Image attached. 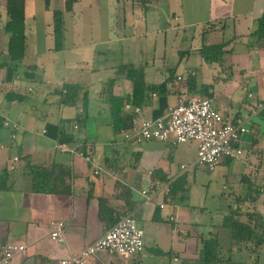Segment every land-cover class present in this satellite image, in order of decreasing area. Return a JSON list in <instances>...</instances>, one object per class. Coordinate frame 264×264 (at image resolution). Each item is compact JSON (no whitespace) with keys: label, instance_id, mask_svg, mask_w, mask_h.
<instances>
[{"label":"crops","instance_id":"1","mask_svg":"<svg viewBox=\"0 0 264 264\" xmlns=\"http://www.w3.org/2000/svg\"><path fill=\"white\" fill-rule=\"evenodd\" d=\"M168 2V10L164 15L165 25L162 24L160 11L156 7L160 4L159 0H152L148 7L143 8L147 13L143 15L142 24L145 25L143 32L136 28L130 30L119 28L118 31L113 25L105 37L93 40L89 45L93 54L97 42L102 41L101 43H105L108 49L115 44L120 45L121 49H124V58L120 63L143 68L148 84L166 81L170 76L169 68H175L173 77L167 82L168 93L166 95L150 93L144 106L151 107V116L144 117L142 106L139 112L135 110L136 121L163 118L168 114L169 109L178 100V76H182L183 80L190 78L193 80L192 90L187 85L193 95L205 97L206 94H215V99L211 97L213 99L211 100L217 101V106L218 108L221 106L223 114L239 118L241 115L245 117L247 113L252 126H255V130L257 128V133L250 134V147L248 146L249 156H253L256 163L250 161V158L246 160L255 173L251 177L247 174L244 176L255 184L247 183L249 190L244 196L239 195L244 203L238 196L235 198L234 207L230 205L229 211L217 213L227 216L235 212L239 217L257 208L264 219V194L261 192L264 186V115L261 113L250 115L248 110L246 113L242 111V106L245 108L250 102L264 101V38L261 39L257 35L260 19L264 16V0H168ZM54 10L51 7L47 10L45 4L40 7L34 0H25V57L19 63L2 64L10 62L11 59L8 51L9 34L4 29L9 21L7 2L6 0L0 2V94L5 91L3 93L10 100L7 98L5 103L0 102V117L11 119L20 125L17 138L12 139L11 129L0 124V264H60L62 259L78 254L98 240L106 230L100 219L102 197L116 214H133L142 226L144 239L146 229L149 228L155 238V246L151 249L152 253L146 252L145 239V249L139 255L116 257L109 253V255L100 253L88 258L85 264H168L163 258L172 251L170 249L174 247L175 240V230L169 228L168 221L176 224L177 217L174 206L166 211L167 207L171 206L165 200L169 183L163 179L174 180L182 174H189V170L182 169V165H185L182 164L180 171L175 172L168 160H163L161 166L148 169L150 197L147 199L142 193L146 190L144 186L139 189L144 178L135 171L137 167L135 162L146 160L148 156L143 155L142 151L133 150L132 146L137 143L126 141L123 134L122 140L118 138L110 124L111 111L107 92L103 93L102 89H99V92L94 91L101 101L99 114L106 122H99L98 118L90 113L92 84H97L101 77L105 79L109 75L105 70L110 72V78L113 80L102 82V87L113 81L111 90L114 95L131 93L132 83L119 71L121 64H102L96 67V64H93L95 58L93 54L88 55L86 64H64L66 69L82 72L79 75L80 80L72 82L80 87L78 103L60 104L58 86H49L56 67L60 65L31 64L27 61L30 55L34 58L43 53L41 47L52 49ZM132 16L134 17V14ZM138 38L144 39L150 53L153 52V57L149 58L151 64L153 66L164 64L162 68H155V72L150 73L151 77L161 74L162 78H158V81L148 80L145 71L147 65L134 63L138 60L143 62L148 50ZM149 38L152 39L148 40ZM184 42L186 46L183 48L180 44ZM222 42L226 43L222 61H206L201 54L202 47ZM76 45L78 44H74ZM157 53L166 58L165 62L162 58L156 57ZM159 59L163 63H159L157 61ZM23 61L25 63H22ZM187 64L196 65L188 67L186 72L178 71L179 66L187 67ZM207 64H216L217 72L207 79L202 71V77L197 78L198 69H203ZM63 81L65 80H61V83ZM32 82H37L43 88L38 91V85L33 86ZM215 84L221 86L218 92H215ZM240 90L244 91L243 96L239 94ZM85 93L88 94L87 110H84ZM167 97H172L173 102L167 104L165 111L158 113L156 109L158 104L154 100ZM133 110L129 104L124 109L126 112ZM84 115L86 134L80 135ZM79 119H82L81 123L78 122ZM42 120L47 126L38 124V121ZM244 143V141L241 143L243 150ZM58 144H66L69 150H60ZM77 151L91 156V161L78 155ZM14 157H19V161L15 163V169L11 170ZM167 158L170 159L169 156ZM153 159V164L156 160L158 164L160 163L158 157ZM229 165L235 166V161L229 160ZM34 176L37 178L34 179ZM35 187L39 189L36 190ZM250 193L257 197L256 201L252 202ZM225 216L219 218L222 217L223 221ZM60 222L64 224L65 239L62 242L51 238L52 230ZM184 222L179 225L180 233L183 232L187 236H190L189 231L195 230L194 227H201L190 219ZM183 224L185 229L181 226ZM217 226L214 227L216 232L213 237L220 229ZM6 244L25 245L26 249L16 254L8 263H3L2 247ZM165 244L170 247L169 251L162 249L161 245ZM170 256L175 262L180 260L175 254ZM199 258L194 253L187 259L191 262L196 260L199 264ZM232 258L235 260L234 256ZM188 260L186 264H192Z\"/></svg>","mask_w":264,"mask_h":264},{"label":"rangeland","instance_id":"2","mask_svg":"<svg viewBox=\"0 0 264 264\" xmlns=\"http://www.w3.org/2000/svg\"><path fill=\"white\" fill-rule=\"evenodd\" d=\"M65 1L66 0H50V7L55 10H61L63 11V17H64V49L62 51H55L53 48L54 46V36L52 38V49L48 50L47 47H41V50L43 49V53H39L37 56L32 58L30 55L28 58V62L35 63V64H59L60 66L56 67L54 78L51 80V84L49 83V86L54 87L58 86V91H61L63 88V85L65 82L72 83V82H78L80 80L79 75L81 70L71 71L73 69H66L64 64H86V59L89 56L93 54V51L91 49V46L89 45L91 41L102 39L105 37L108 33V30L115 25L116 30L119 31L121 29H127L130 30L132 28H136L138 30H141L143 32L144 26H143V15H146L145 10L141 5H139V0L136 2H133L132 0H78V2L75 4V9L72 12H67L65 10ZM35 4H38L40 7L45 4V0H34ZM159 5H157V9H159L161 14V22L165 25L166 23V16L165 12L168 10L169 2L168 0H159ZM168 3V4H167ZM134 14V17L132 16ZM150 14V13H148ZM125 19V20H124ZM53 21V20H52ZM127 22V23H126ZM171 25L173 22L170 23ZM126 25V27H125ZM171 35V33H170ZM173 35V32H172ZM150 37V36H149ZM97 38V39H96ZM152 38H149L150 40ZM139 42L144 44L147 48V42L144 39L138 38ZM147 40V41H148ZM97 42V46L94 50L93 57V64H96V67L98 65L102 64H121L123 56L124 49H121L120 45L115 44V46L111 48H107V45L105 43ZM41 44V43H40ZM74 44H78L74 46ZM114 44V43H113ZM42 45V44H41ZM173 45V44H172ZM181 47H185L184 44H180ZM152 55V56H151ZM153 57V52L150 53V48H148L146 52V57L143 58L142 61H135V64L141 65H147L148 67L145 68L146 73L148 74V80L150 81H158V78H162L160 76L161 74L157 75L156 77H151L150 73L155 72V68H162L164 64H151L149 61V58ZM157 58H162V60L165 62L166 58H163L164 56L160 53L156 54ZM161 59L157 60L159 63L162 62ZM121 62V63H120ZM146 62L150 64H145ZM22 63H25L24 61ZM29 63V64H30ZM163 63V62H162ZM26 64H28L26 62ZM169 66L176 65V64H167ZM196 64H187V67L179 66L178 71L186 72L188 67H195ZM217 67L216 64H207L206 67L203 69H198V75L197 78L202 77V71L203 74H206L205 76L207 79L212 74H215L217 70L215 69ZM190 71V70H188ZM105 73H108L109 75L102 79L100 75L101 81H99L97 84H92L91 92H92V100L90 101V113L96 116V119L98 118L99 122H106L105 119L101 118V115L99 114V110L101 107V101L98 100L97 95L94 91H98L99 89L104 90L109 88L107 85H103L102 82H108L109 80H113L110 75V72L108 70H105ZM189 74V72H188ZM155 75V74H154ZM164 79V77H163ZM61 80H65L61 83ZM188 79L183 81L184 85H188ZM33 86L38 85V91L39 89L43 88V86H40V84H37V82H32ZM26 86V83L24 84V87ZM189 86V85H188ZM215 92L219 91L221 86L219 87L218 84H215ZM223 86V85H222ZM115 87V86H114ZM5 92V91H3ZM1 92L0 96V102L5 103V101L9 100V97L5 93ZM99 92V91H98ZM206 93V92H204ZM94 94V95H93ZM240 95H244V91L240 90ZM60 95V94H59ZM215 94H206L205 97H209L210 99H215ZM212 97V98H211ZM212 99V100H213ZM10 101V100H9ZM154 102L157 105L158 113L160 111H165V108L169 102H173L172 97L167 98H156ZM78 103V99L76 100V104ZM214 105L217 106V101L213 102ZM251 103V102H250ZM256 103V102H252ZM75 104V105H76ZM150 108L148 105L144 106V117H150ZM246 107L242 106V111L246 113ZM219 110L222 109L221 106L218 108ZM221 111V110H220ZM223 113V112H222ZM246 117V118H245ZM244 122L250 126L252 123L250 122V119H248V115L246 113ZM85 115L83 117V123H82V129L80 130V135L86 134V125H85ZM47 126V124L43 123L42 121H38V124ZM90 125V121H88ZM91 127V125H90ZM79 132V131H78ZM118 138L120 140L123 139L122 134H118ZM250 134L244 135V137L241 138L240 144L242 141L245 143L243 144L244 147V154L240 159H231L232 161H235V166L229 165V159L224 160V163L218 167L214 171H208L202 167H199L198 164V145L196 142H187V143H181L176 144L173 146L165 145L163 143H157L155 140L151 141L150 143H143V144H134L132 146L133 150L135 151H142L143 155L148 156L146 160H137L135 162L137 164V167H135V171L140 174L144 179L141 180V186L139 185V189L144 186L146 190L149 189V178L147 177L148 169L154 167V166H161V163H164L163 160H168L170 166L172 169H175L176 171H180V166L182 164H185L188 167L190 178L187 184V191L182 193L180 196H178L177 199H172L174 203H172L169 199H167V202L169 205L167 207L166 211L170 210V207H173L176 209V224H174L171 221H168V226L171 229L174 228L175 235H174V247L170 249V247H167V244L161 245L162 249L165 251L172 250L170 253H168L163 258L166 260L168 264H186L187 258L190 256H193L194 253H196L197 256L200 255V252L203 248V240L202 238L209 239L210 237L214 236L215 225H218V234H219V243H220V251L223 253L224 256H229L230 254L236 252L233 254L236 261H249L250 256H253L251 259L252 262H259V264H264V244L254 253L250 251H246L243 248V243L239 245V247L242 246V248L238 249V247H233L234 243H232V239L230 237V232L228 229L221 228L219 225L222 224V217L219 218V216H225L224 214H218V211L226 212L229 211V206L234 207L235 205V198H237L239 195L244 196L245 193L249 190V186L246 182H243V176L247 174L249 177L253 176L255 173V170H251V167L249 164H247L246 160L250 158V161H252L254 164L256 161L254 160L253 156H249L250 151ZM165 143V142H164ZM249 146V147H248ZM131 147V145H130ZM153 148V150H152ZM151 150V152H149ZM155 153V155L152 153ZM167 156L170 157L167 158ZM158 157L160 159V163L158 164L157 160L156 163H154V159ZM252 159V160H251ZM229 166V167H228ZM146 197V196H144ZM164 201V199H162ZM244 203V202H243ZM244 205V204H243ZM247 206V205H246ZM233 210H236V208H232ZM239 215V214H238ZM187 216V217H185ZM241 220L246 221L247 217L245 214H242L239 216ZM190 219L191 222L195 221L197 224H200V228H195V230H192L190 233V236H187V234H184L183 232L180 233V224L185 223L184 220ZM138 225L140 228L142 226L138 222ZM183 229H185V225H181ZM199 227V226H198ZM216 227V228H217ZM210 228V232L212 234H209L208 232ZM189 230V229H188ZM186 232V231H184ZM187 233V232H186ZM146 252L152 253V247L155 246L154 240L155 238L152 236L149 228L146 229ZM180 240V241H178ZM199 242V246L197 247V243ZM186 244V246H184ZM253 247V245H252ZM185 248V250H184ZM183 250V251H182ZM108 254L107 252H98L97 254ZM170 254H175L176 256L180 257V260L175 262L173 258L170 256ZM252 254V255H251ZM91 255L90 257L94 256ZM109 255V254H108ZM111 256L116 257H123L122 255L115 254ZM89 257V258H90ZM133 257V256H132ZM226 258V257H225ZM187 259V260H186ZM259 259V260H257ZM189 261V260H188ZM191 262V261H189ZM192 264H197V261L191 262Z\"/></svg>","mask_w":264,"mask_h":264},{"label":"built area","instance_id":"3","mask_svg":"<svg viewBox=\"0 0 264 264\" xmlns=\"http://www.w3.org/2000/svg\"><path fill=\"white\" fill-rule=\"evenodd\" d=\"M183 77H177L178 100L169 109L163 118L143 119L135 121L133 129L123 133L128 142L143 143L145 141H160L165 143L180 144L196 142L198 145V164L208 171H214L220 167L224 160L240 159L244 150L240 140L246 134L257 133L255 126H248L244 121L232 122L226 120L224 114L207 97L191 94L188 86L183 84ZM252 97V94L249 95ZM139 112L140 108L135 109ZM250 115H257L264 110V101L247 105ZM0 124L9 127L12 131V139L17 138L20 125L11 119L0 117ZM78 128V126H75ZM60 150H69L66 144H58ZM78 155L91 161V156L82 151ZM19 157L13 158L11 170L15 169V163ZM182 169H188L182 165ZM98 173V171H95ZM149 191L142 193L149 199ZM169 189H167V192ZM163 208L164 205L162 204ZM64 224L58 223L51 232V238L55 241H64ZM25 245L6 244L2 247L3 263H8L16 254L23 252ZM145 249L144 231L139 227L138 221L133 214H128L120 219L112 228L94 243L85 247L78 254L70 258L62 259L60 264H85L86 260L98 252L119 254L130 257L141 254Z\"/></svg>","mask_w":264,"mask_h":264},{"label":"trees","instance_id":"4","mask_svg":"<svg viewBox=\"0 0 264 264\" xmlns=\"http://www.w3.org/2000/svg\"><path fill=\"white\" fill-rule=\"evenodd\" d=\"M132 1L136 2L137 0ZM6 2L9 21L6 23L4 29L5 32L9 34L8 51L11 61L2 64H15L21 62L26 54L25 0H6ZM77 2L78 0H66L65 10L67 12H72L74 10V4ZM150 2H152V0H139V5H141L143 8H146L149 6ZM45 7L47 10L49 9L50 0H45ZM257 35H259L261 39L264 38V16L260 19V26L257 31ZM53 36V49L55 51H62L64 49L65 36L64 17L63 11L61 10L53 11ZM225 47V42L214 45H204L201 49V54L208 62H221L225 53ZM174 69L175 68H169L170 76L166 81L148 84L143 68H138L129 64H121L119 66V71L132 83L131 93L124 95H114L111 90L113 81L109 83V88L102 91L103 93L107 92L109 96V106L111 111L110 124L117 134H123L124 132L133 129L137 119V113H135V109L146 104L150 93H158L160 95H166L168 93L167 82L173 77L175 73ZM187 82L190 89L192 90L193 80L190 78ZM79 89L80 87L77 84H64L62 90L59 91L61 98L60 104L75 105L80 91ZM87 99L88 94L85 93L84 110H87L88 107ZM127 104L132 106L134 110L130 112L124 111ZM261 114L264 115V110L261 112ZM224 117L226 120H231L235 123L245 120L242 115L239 118H231L224 114ZM81 121L82 119L78 120L79 123H81ZM35 178L37 177L34 176V179ZM242 178L243 182L249 183L250 185L255 184V182L249 181L247 176H243ZM163 181L169 183V191L165 196V200L169 199L170 201H173L174 199H177L182 193L187 191L189 174H182L174 180L165 178ZM35 188L36 190L39 189L38 187ZM261 192L264 194V186H262ZM261 192H259L258 195H260ZM251 199L253 202L257 200V197L252 196ZM239 200L243 202L242 198ZM245 215L248 218L246 221L241 220L235 212L231 215H227L224 217L220 227L222 229L225 228L229 230L232 243L236 244L233 247H238V249H240L242 246L239 247V245L243 243V248L246 251L253 252L252 254H254L264 244V219L257 208L245 213ZM125 216L126 214H116L114 209L108 205L107 200L103 197L101 198L100 219L106 230L112 228L120 219ZM202 240L203 248L199 255V264H259V262L251 261L253 256H250L249 261H236L232 258L233 254H230L231 256L225 258V256L222 255V252L220 251L218 233L213 238H202Z\"/></svg>","mask_w":264,"mask_h":264}]
</instances>
